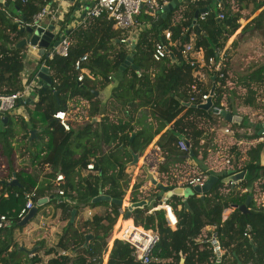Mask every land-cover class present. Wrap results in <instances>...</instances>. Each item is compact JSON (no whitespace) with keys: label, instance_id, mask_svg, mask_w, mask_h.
I'll list each match as a JSON object with an SVG mask.
<instances>
[{"label":"trees","instance_id":"trees-1","mask_svg":"<svg viewBox=\"0 0 264 264\" xmlns=\"http://www.w3.org/2000/svg\"><path fill=\"white\" fill-rule=\"evenodd\" d=\"M171 1L162 0L166 4ZM214 1L215 7L212 6ZM54 2L0 0V91L22 90L25 84L21 78L25 68V46L12 48L25 37L21 20L25 18L26 23H33L35 15ZM79 2H72L66 17L74 12ZM251 5L253 12H260L243 29L251 23L263 29L264 0H184L168 14L162 24L141 15V23L149 25L139 33L136 46L132 48L122 43L123 33L115 29L113 21L105 15L87 18L71 28L64 26V21L61 23L57 37L61 34L68 37V54H55L52 58L45 54L40 60V64L50 70L52 85L36 89L35 108L33 111L28 110V120L20 119L16 114L8 115L6 123L1 122L3 128L0 129V148L13 161L19 155L25 159L36 145L37 153L31 155L33 162L51 166L46 173V185L39 182L37 174L27 173L23 168L18 170L14 166L15 161L12 166L0 167V215L5 214L11 226L23 227L19 224L17 214L25 203L24 191H34L36 198L41 199L52 188L51 179L58 172L64 173L66 177V196L74 202L60 201L54 196L39 207L40 210L53 202L62 209L61 218L67 221L57 243L44 251L46 256H50L46 264H143L135 259L133 247L123 240H117L109 249L122 205L110 201L94 202L93 199L102 192L125 200L131 181L126 169L128 162L133 159L129 148L134 152H143L158 135L156 144L173 164L184 161L185 155L189 154L178 147L177 133L188 135L194 157L206 154L208 144H201L200 138L215 124L216 119L224 120V117L215 115L211 110L183 105L196 93L194 86L201 93L211 89L194 76V67L183 58L179 47L180 44L188 43L194 34L196 46L203 48L206 58L216 56L219 51L226 49L228 39L241 27V11ZM196 11H208V14L204 18L199 14L197 25H194ZM221 13L224 14L223 18H219ZM53 25H56L55 22ZM166 29L171 30L170 40L161 35ZM159 41L167 44L173 57L154 60L153 48ZM86 53L90 56L86 65L95 79L100 78L102 86L110 84L114 78L118 81L108 102L120 112L114 120L107 114L108 103H103L94 93L98 90L96 83L88 76L83 81L77 79L75 63ZM129 56L133 64L122 69ZM227 71L228 61L225 58L222 68L224 77L215 88L214 106L233 114L235 106L241 105L264 113V64L236 79L230 78ZM210 74L211 77L213 74L218 75L215 71ZM228 80L236 82L242 91L237 95V104L225 98ZM78 98L89 102V119L77 127L72 125L71 130L66 131L53 114L60 109L69 110L70 101L75 102ZM30 102L19 103L18 107L23 109ZM140 109L141 116L136 119ZM147 114L152 116L153 122L145 121ZM96 115L100 118L93 121ZM226 122L235 129L237 136L239 129L248 127L244 118L240 124ZM168 124L170 128L165 130ZM17 125L25 132L18 139ZM250 126L245 129V133L248 134ZM30 129H38V137L31 139ZM251 135V140L259 137L258 132ZM105 147L109 148L107 152ZM263 151L264 141H258L249 145L241 157L235 153L230 167L226 166L218 174L219 181L204 198L198 193L187 198V208L183 196L172 195L171 202L178 215V224L174 228L168 225L163 209H138L139 217L134 218L135 223L145 229H153L161 237L153 252L155 260L150 264H181L182 258L188 264L264 263V205H257L254 199L256 191L264 190V165L261 164ZM91 161L94 162L92 171L87 169ZM165 164L160 168H166ZM229 170L247 172L243 180L231 184L221 181ZM13 176L17 178L18 185H10L9 180ZM140 186L135 184L136 191L131 195V201L139 200L137 189ZM175 187L168 185V189ZM160 189L156 187L157 191ZM250 195L252 199L248 210H241L240 206L245 204ZM159 204L158 201L155 207ZM100 205L107 207L102 214L94 213L87 219H77L85 207ZM226 207H233V212L223 220L222 214ZM73 210H76L75 220L70 223ZM127 222L133 226L132 219ZM11 226L0 229V264L20 263L2 256L9 243L8 235L6 237V233L2 232H8ZM208 226L214 228L224 249L220 262H216L212 244L208 240L212 234ZM120 227L121 222H118L115 233ZM246 232L250 237L245 235ZM88 235L91 236L87 242ZM16 252L19 253V248L10 251L9 256L13 257ZM32 261L40 263L43 259L35 252Z\"/></svg>","mask_w":264,"mask_h":264},{"label":"built area","instance_id":"built-area-1","mask_svg":"<svg viewBox=\"0 0 264 264\" xmlns=\"http://www.w3.org/2000/svg\"><path fill=\"white\" fill-rule=\"evenodd\" d=\"M70 1V0H68ZM74 2L75 0H71ZM89 2L86 4V15L87 18L100 17L105 15L109 20L113 21L114 28L120 30L123 33V38L121 39L122 43H124L128 47H135L138 34L135 33V28L140 25V16L145 15L148 18L152 19L154 22H158L161 14L164 11L165 6L167 5L162 0H88ZM81 2V0H80ZM79 2V3H80ZM221 4H219L220 6ZM50 5H47L39 11L35 17L33 23H25L24 25H42L41 22L50 18L53 22H57L61 17L60 8H50ZM208 11H202L200 13L201 18L206 17ZM224 14H219V18H223ZM84 19V20H85ZM161 35H163L167 40L171 39V30H164ZM59 44L56 46H51L49 51L47 52V57L52 58L55 54L58 55H67L69 50L70 41L67 36L64 34L60 35ZM53 45V44H52ZM180 52L183 58L189 62L194 67V76L198 79L199 82L205 83V80L211 78L210 73L215 71L217 74H213L215 79L219 81L224 77V73L222 72V68L224 66L225 61V53L223 50L219 51L216 56L209 57L208 59L205 56L204 50L202 47L196 46V37L190 38V41L186 44H180ZM172 51L167 47V44L164 41H159L154 45L152 56L155 61H161L166 57L171 56ZM90 56L88 53L82 55L75 63V67L78 70L77 79L79 81H83L86 76L90 75V69L87 67V62ZM44 65V64H43ZM111 78V77H110ZM40 77L36 75L34 79L24 84L22 90H15L11 92H3L0 91V124L1 122L8 117V115L17 114L19 103H25L31 101L34 98L36 89L40 86ZM196 93L190 97L188 102L191 104H201L205 103L211 96L210 91L205 93H201L200 89H197L194 86ZM214 96V95H213ZM212 96V98H213ZM35 97L37 95L35 94ZM31 103V102H30ZM215 107V106H214ZM219 110L221 108L216 107ZM76 109V108H74ZM74 109L69 110H57L53 116L59 120L60 124L66 131H70L72 127V121L76 120L77 115L74 113ZM78 111V109L76 110ZM74 113V114H73ZM215 115H220L219 113H215ZM257 120L253 122L255 127H251L252 132H254L255 128L258 131L259 137L254 140H249L247 145L254 144L258 141H264V128L259 127L260 124H264V113H259L257 115ZM249 128L248 133H252ZM224 133L234 135L235 131L230 127L224 128ZM184 135V134H183ZM184 139L178 140V147L181 151L189 152L191 148L187 144L186 135H184ZM202 144V143H201ZM209 152L216 151L220 154L221 151L216 148H210ZM235 155V152H231L227 155H219L222 160V165H226L230 167L232 163V159ZM87 169L92 171L94 170V162L91 161L87 164ZM210 176V172L203 171L199 175H194L190 179H188V186L193 190V187L197 184L202 185L204 181ZM11 181V179L9 180ZM66 182V177L64 173L58 172L55 177L52 179V188L48 191L47 195L43 198H48L47 203L56 196L60 201L74 202L72 198L66 196V190L64 188V184ZM231 184H235L234 182H230ZM237 183V182H236ZM245 189L244 191H246ZM50 194L52 196H50ZM5 195H8L5 193ZM25 203L21 210L17 214V218L21 222L28 213L36 207L37 201L39 199L36 198V193L34 191H24ZM254 199L259 206L264 205V190L256 191L254 195ZM161 208L164 210L165 218L167 223L172 228L176 227L178 224V215L176 210L171 204L164 203L161 205ZM127 208L121 209L122 218L126 213ZM39 212V210H38ZM233 212V207H226L223 210V220L228 217ZM87 214L91 217L94 212L91 209H87ZM132 219L133 228L129 229V227L123 228L122 226L119 235L117 238L119 240H123L129 243L133 247V254L137 261L142 262L143 264H150L155 260L153 256V252L160 241V235L153 229H145L142 226H139L135 223L134 218ZM11 222L8 220L7 216L0 215V229H4L6 227L11 226ZM245 235L250 237V235L246 232ZM213 247V253L215 255L216 262H220L223 255L224 249L217 238V234L213 231L210 238L208 239ZM66 253V252H63ZM183 264H188L184 262ZM246 264H254L253 262H247ZM264 264V263H262Z\"/></svg>","mask_w":264,"mask_h":264},{"label":"rangeland","instance_id":"rangeland-1","mask_svg":"<svg viewBox=\"0 0 264 264\" xmlns=\"http://www.w3.org/2000/svg\"><path fill=\"white\" fill-rule=\"evenodd\" d=\"M212 6L215 7V1L212 3ZM69 11V10H68ZM234 11H237V8H234ZM260 12V10L253 12V5H251L248 8H245L241 11V15L242 18L240 19V24L241 27L235 32L234 35H232L227 43H226V59L228 61V65H232V70H234V74H232V76L228 75L230 78L232 79H236L237 77H241L244 74V72H248L250 69H252L255 66H259L261 64H264V28L263 29H258L255 27V25L253 23H251L246 29H243L247 23L252 20L258 13ZM76 19L74 21V25L78 24L79 22H81V18L79 15H75L73 18L71 16L66 17V15H64V17L62 18L60 24L64 21V26L70 25L72 23V20ZM148 23H141L140 21V25H138L135 28V33H137L139 35V33L142 32V30L146 27H148ZM193 38L196 37L194 34L191 35ZM211 75V74H210ZM235 75V76H234ZM241 75V76H239ZM115 76V75H113ZM117 77V76H116ZM114 78V77H113ZM116 79V78H115ZM229 79V78H228ZM114 81V80H112ZM212 80L208 79L207 81V88H212ZM94 83H96V87H98V90H102L104 86H102L99 83H97L96 81H94ZM93 83V84H94ZM241 93V89L240 87L235 86H227L226 88V93H225V98L230 101L233 102V104H237V95L238 93ZM227 96V97H226ZM225 99V101H226ZM108 103L107 105V114L111 119H116L117 116L120 115V112L118 111V109L112 107L111 105ZM35 108V104H29L28 106L23 107L22 111H18L16 116H18L20 119L24 118L26 120H28L29 118V114H28V110H34ZM77 109L74 110V113L77 115L76 117V121L82 118L86 117L88 113L85 114L84 110L81 109L80 111H76ZM235 112L236 115L244 118V120L246 121V123H249L252 119H254V117L252 116V114L254 113L253 109L247 108L245 106H238L235 108ZM73 113V114H74ZM89 117V116H88ZM100 118L99 115H96L94 118H92L93 121H97ZM78 119V120H77ZM36 121H38L36 119ZM252 121L249 123L250 125H252ZM39 123V122H38ZM3 128V125L0 124V129ZM18 131V136L17 139L19 138V136L21 137L22 135H24V131L21 129L20 125H17L15 127ZM32 130H37L34 137H38L37 133H38V129H30V134ZM28 132V130H27ZM22 134V135H21ZM215 136H217L218 134H213ZM241 138H243L245 141L247 140H251L252 139V135H249L247 133H245V135H240ZM219 139H222L223 141V145H224V149H221V155H227L231 152H235L237 155H239V157H241L244 154V150L248 147L246 144H244V147H241L240 149H231V139H225L224 137H217ZM32 141V140H31ZM214 141V140H213ZM40 142V141H39ZM211 142V140H210ZM215 144V143H214ZM218 147V144L213 145L214 150ZM108 147H105V152L108 151ZM38 147L35 145L30 149V155L28 153V155H26L24 162H23V157L22 156H17L15 161L14 166H16V168L19 169H25L27 171V173H35V174H39L38 172H42V164L41 163H34L33 162V157H31V155H35L37 153ZM212 156H216V155H212ZM22 157V158H21ZM199 157V156H198ZM198 157H192L191 161L197 162L200 166H206V164L203 161H207L209 162V156L208 154H203V156L201 158ZM217 158V156L215 157ZM202 161H200V160ZM223 160V158L218 157L217 161L218 163H220ZM13 159H11V157H8L3 149L0 148V167L3 168L4 166H12L13 165ZM132 160L128 162L127 164V169L130 166H133L132 164ZM35 165L40 166V169H37L35 167ZM210 167L213 168V170H211V172H215L216 175L221 174L222 171L220 167H217V164H210L208 165ZM33 167V169L31 168ZM135 167V166H133ZM138 168V167H137ZM36 169V170H35ZM221 171V172H220ZM132 173V172H131ZM197 173V172H195ZM213 173V174H215ZM132 177L135 176V171L132 173ZM191 175L193 176L194 173L191 172V168H189V166L183 167V172L179 173L178 176H176V178L174 177V179L178 180V182H180V184L185 185V183L188 184V179H190ZM199 175V174H196ZM45 177L47 175H44ZM137 181L139 182H143L144 181V175L140 172H137V176L135 177ZM132 180V178H130ZM12 181V180H11ZM10 181V182H11ZM136 181V182H137ZM185 188V187H184ZM129 193V192H128ZM126 205V204H124ZM43 215V218H42ZM62 209L57 208L56 204L51 202L48 205H46L45 207H43L42 209H40V211L31 219V221L20 228H16L14 227V234L13 237L10 236V244H12V249L15 250L16 248L18 249L20 246H25L28 249H34L36 248L35 252H38V254L40 256H42L43 261L40 263H34L32 261V256L33 254H27L24 251H20L19 253H15L14 255H12L13 257H11V255L9 256V251H8V246L7 245V249L5 248V250L3 251V255L4 257H10L11 259H16L18 260L20 263L19 264H46L48 259L50 258V256H46L44 254V251L46 249H48L49 247L54 246L61 233L63 232V229L65 227V223H67V221L63 220L62 217ZM60 216V218H59ZM45 217V219H44ZM120 218V217H119ZM118 218L117 223L114 226V231L112 234V237L110 239V245H109V249H111L112 245H113V241L114 239L117 238V234L115 233L116 229H117V224L118 222H122L123 224L122 226L126 223L123 222L122 220H120ZM49 220V221H48ZM129 220V219H128ZM41 221H45V224H42V228H38L39 230L34 231L32 230L31 232H28V226L32 227L35 224H40ZM128 224V222L126 223ZM120 230H118V234L120 233ZM31 231V230H29ZM42 231V232H39ZM36 233H41V234H35ZM12 250V251H13ZM108 259V254L105 257V261L106 262Z\"/></svg>","mask_w":264,"mask_h":264},{"label":"crops","instance_id":"crops-1","mask_svg":"<svg viewBox=\"0 0 264 264\" xmlns=\"http://www.w3.org/2000/svg\"><path fill=\"white\" fill-rule=\"evenodd\" d=\"M88 2H89L88 0H81V2H80L81 3V6H79V3H78L77 4V7L74 10V12L70 16L73 18L77 14V15L80 16L81 20L83 21L85 19V17H83V16H84V13L86 12V4ZM71 5H72V1L71 0L70 1H68V0H55V2L53 3V5H51L50 8H52V9H54V8H60V12H61L60 19L57 22H55L56 25H54L55 26L54 32L56 34L59 33V30H60V27H61L60 22H61L62 18L64 17V15H66L68 13V10H70ZM75 20L76 19H73L72 20V23L70 25L67 24L66 27L67 28H71V27L75 26L74 25V21ZM21 23H23V20H21ZM24 23H26V22H24ZM41 24L43 26H45V27H47L49 25H53V23L50 20V18L44 19L41 22ZM21 26H23V24ZM25 37H26V34H25ZM49 49L50 48H41L39 46H36V47H32L30 45L25 46V51H24V54H25V59H24L25 68H24V70L21 73V78H22L23 82L27 83L30 80L34 79V77L36 75H38L39 70H40V68L42 66V64H40V60H41V58L45 54H47V52L49 51ZM225 50H223L224 53H226ZM225 58H226V55H225ZM231 67H232L231 64L228 65V71L227 72H228V75H230V76H232V74H234V70H232ZM252 69H250L248 72L247 71L244 72V74H241V75H245V74L249 73ZM241 75H239V76H241ZM88 77H90L93 81H96L97 83L100 82V78H96L95 79L91 75V73H90V75ZM237 78H239V77H237ZM113 80L114 81H112L110 84L104 86L102 90H96V91L99 92V94L97 96L100 98L101 101H103V103H106L107 104L109 102V100L111 99L112 90L117 85V82H118L117 79H115V78ZM210 80H212V77L210 78ZM215 80L216 81H213L212 80L211 82H212V85L215 82L216 83V86H217V84H219V80L218 79H215ZM39 81H40V86H43L42 83H41V79ZM207 81L205 80V83H204L205 86L207 84ZM235 85H236V82H234V81L231 82V80H228L227 86L230 87V86H235ZM237 87H239V86H237ZM208 89H211V88H208ZM33 95H34V98L31 100V103H30L31 105L34 104V102L37 100V97H35V94H33ZM70 105H71V108L70 109L73 110L74 108H76V109H78V111H80L81 109H83L84 112H85V114H86V113H88V109H89V105L90 104H89V102L86 99L78 98L75 102L73 100H71L70 101ZM235 108H236V106H235ZM18 111L19 112L22 111V108H18ZM141 111H142V109H140L136 113V119H138L139 116H141V113H140ZM234 114H236V112H234ZM258 114H259L258 111H254V113L252 114V116L254 117L255 120L252 121V119H251L252 123L257 120V117H258L257 115ZM5 119H7V118H5ZM88 119H89L88 114L84 118H82V116H81V119L80 120L77 119L78 121H76V120L72 121V125H75L77 127L78 125H81V124L85 123L86 121H88ZM242 120H243V118H242ZM242 120L239 123L238 122H231V123H238V124H240L242 122ZM145 121H147V122H153L152 116L150 114H147ZM3 122H4V120H3ZM249 123L247 124L248 127L250 126ZM156 126H157V124H156ZM251 126L252 127H255L256 125L255 124H252ZM225 127H230V128H232L235 131V129L230 124H228L226 122L225 118H224V120L223 119H219V120L216 119L215 124H213V126L210 129L206 130L204 132V134L201 136V138H200L201 139L200 140L201 143L203 145L208 144V149H207L206 154H208V156L210 157L209 158V160H210L209 162L203 161L206 164L205 167L204 166H200L197 162L191 161V158L192 157H185L184 161H182V162H176V163L173 164L171 159H167V157H165V155L163 154V151H162L161 147L156 144V141H157V139L159 138L160 135L156 136V138H154L153 142L143 152H140V154H139L140 163H141V165H147L150 168V170L154 173V175L156 176V178L161 183H163V185L167 186V191H169V190H175V189H178V188H183V189L189 188L188 184L186 185V183H185V185H182V184H180V182H178V180L174 179V177L176 178V176H178L179 173H182L183 172V167L189 166V168H191V172H193L194 175L200 174L203 171L211 172V170H213V168L210 167V166H208L210 164H217V167L222 168L221 171H223L224 168L226 167V165H222V161L220 163H218V161H217L218 157H220L219 155H221L220 153H218L216 151H213V152H209L208 151L210 148H213V145H215V144H218V147L217 148L220 151H221V149H224V145H223L224 143H223L222 139H219L217 137H224L225 139H231L232 140L231 141V146H230L231 149H240L241 147H244L245 146L244 144L247 145V142L249 140L245 141L243 138L240 137V135L241 134L242 135H245V129L248 128V127H242L241 129H239L238 136H237L236 133L234 135L224 133V128ZM168 128H170V124L166 125L165 130L168 129ZM250 130H251V128H250ZM251 132H252V130H251ZM254 132L255 133L258 132L256 128H255ZM254 132L248 133V134L251 135V134H254ZM213 134H218V135L215 136ZM184 135H186L187 138L189 139V137H188L187 134H184ZM210 140H211V142H210ZM189 141H190V139H189ZM212 155H216L217 158H215L216 156L214 157ZM202 156H203V154H201L198 158H201ZM200 161H202V160H200ZM23 162H24V159H23ZM164 163H166L165 164L166 168L163 167L161 169L160 166L163 165ZM261 164L264 165V151H263V153L261 155ZM141 165H133L135 167L130 166L128 169H126L127 173L130 175V178H132V180L130 181L129 187L127 188V191H126L127 192L126 193V199L123 200V201L125 203L134 202V201H131L130 200V197H132L131 195L134 193V191H136L135 184H141V186L137 189V191H138L137 195L139 196V200L138 201H140V200H148V205L149 206L152 203H154V205H155L158 201L160 202L159 206H157V207L154 206V208L153 209H150V210L162 209L161 208V205H163L164 203H168V204H171L172 205V202H171L172 201L171 200V197L172 196L169 197L166 202H164L158 196L159 193H160V191H161V189L159 191H157L156 190V186H153V185L150 184V182H146L145 181L146 172L143 170V167ZM35 167L37 169H40L41 165L40 166L35 165ZM31 168L33 169V167H31ZM50 169H51V166L49 164H46V165H43L42 164V169H40V170H42V172L41 173L38 172L39 173L38 174V176H39V179L38 180H39L40 183L41 182H44L45 185L47 184V181H48L47 178L48 177L47 176L45 177L44 175H46V173ZM134 171H135V176L132 177V175H133L132 173ZM137 172H140V173H142L144 175V178H143L144 181L143 182H139V181L136 180L135 177L137 176ZM195 172H197V173H195ZM211 173H215V172H211ZM13 178H14V176H13ZM13 178H11V180ZM52 179H51V181H52ZM168 185H176V187L173 188V189H168ZM177 195H181V196H183L185 198L184 193L177 194ZM122 208H127V207L126 206H122ZM147 208L149 209V207H147ZM178 208H180V206H178ZM59 209H61V208H59ZM84 209L85 210H82L77 215V219H79L81 217H83L85 219L89 218V216L87 214V209H91L94 213L102 214L103 211L105 209H107V207L105 205H100V206H97L95 208H91V207H88L87 206ZM42 218H43V215H42ZM59 218H60V216H59ZM44 219H45V217H44ZM119 219L122 220L123 222H126V223H127V220H128L124 216H123V218H122V216H120ZM43 223L45 224V221H41L40 224H35L32 227H29L28 226V232H31L32 233V230H34V231L39 230L38 228H42V224ZM126 223L123 225L124 226L123 228L129 227ZM121 224H123V223L121 222ZM13 228H14L13 226H11L9 228V230H8L9 233L6 232V231L5 232H2L4 234L6 233V237L8 235L7 242H9L8 243L9 244V248H8V251L9 252L13 250L11 248L12 247V244H10V241L11 240L9 239L10 236L13 237L14 230H15ZM16 228H19V227H16ZM132 228L133 227H129V229H132ZM207 229H209L211 233H213V231H214V228L212 226H208ZM29 230H31V231H29ZM39 232H42V231H39ZM35 234H41V233H36L35 232Z\"/></svg>","mask_w":264,"mask_h":264},{"label":"water","instance_id":"water-1","mask_svg":"<svg viewBox=\"0 0 264 264\" xmlns=\"http://www.w3.org/2000/svg\"><path fill=\"white\" fill-rule=\"evenodd\" d=\"M16 1V0H14ZM184 0H173L171 2H169L165 8L163 13L161 14V17L158 21L159 24H162L164 22V20L167 18L168 14L180 3H182ZM79 6H81V3H79ZM87 8V7H86ZM201 11H196L195 14V18L193 21L194 25H197V19L199 17ZM86 12L84 13L85 17ZM23 22H26V19H23ZM21 29L25 32L26 37L23 38L21 41H19L16 45H14L12 48H22L24 46L30 45L32 47H36L39 46L41 48H50L51 46H56L59 44L60 41V36L57 37V34L54 32L55 30V26L54 25H49L47 27L43 26V25H24L21 26ZM53 44V45H52ZM171 56L173 57V53H171ZM133 64V59L132 57H128L125 62L122 65V69H124L126 66L132 65ZM135 66V65H134ZM38 76L41 79V83L43 85L44 88H48L52 85L53 83V78L50 75V70L47 66L42 65ZM212 80L215 81V76H212ZM215 88H216V83L214 82L212 85V88L210 90V98L205 102V103H201L198 105L195 104H191V103H183V105L186 106H196L200 109H205V110H211L214 113H219L220 115H222L226 121L228 122H240L242 120V117L238 116V115H234L233 113L227 111L226 109H221L219 110L218 108L214 107V102H213V98L212 96L215 93ZM95 95H98L99 92L98 91H94ZM32 100V99H31ZM34 102V101H33ZM7 119H4V122L6 123ZM259 127L264 128V124H260ZM37 130H32L31 131V139L34 137L35 133ZM178 138L180 139H184L185 136L183 134L177 133ZM187 144L190 146V141L187 140ZM129 151L132 154V165H141L140 160H139V152H134L131 148H129ZM194 154L190 148L189 150V154L185 155V157H193ZM143 167V170L146 172V177H145V181L146 182H150L151 185L156 186V187H160L161 191L159 193V198H161L164 202L167 201V199L169 197H171L173 194H181L184 193L185 195V199H184V205L187 208L188 205V200L187 198L195 193H198L202 198H204L205 194L208 193L212 187L219 181V176L216 174H210V176L204 181V183L202 185L197 184L193 187V190H191L190 188H178L175 190H169L167 191V186L163 185V183H161L156 176L154 175V173L150 170V168L147 165H141ZM246 170L244 171H240V172H233L232 170H229L226 173V176L221 180L225 183H229V182H239L241 180H243L246 176ZM18 180L17 178L14 176V178L12 179V181L10 182V185H18ZM252 199V196L250 195L248 197V199L246 200L245 204L240 206L241 210L247 211L248 210V205L250 203ZM49 199L48 198H41L37 201L36 207L34 209H32L28 215H26V217L19 223L21 226H25L27 225L31 219L38 213L39 207L45 205L47 203ZM94 202L97 201H110V202H114V203H118L122 206H126L127 210L126 213L124 215V217L126 219H130V218H138L139 214H138V209L144 208V207H149V209H153L154 208V203H152L150 206L148 205V200H140V201H136V202H131V203H125L123 200L121 199H116L111 197L110 195H106L104 193H100L97 197H95L93 199ZM126 204V205H124ZM75 215H76V210H73L72 212V216H71V221L70 223H73L75 220ZM91 235H88V240L89 241V237ZM119 240L118 238L114 239L113 241V245L112 247L115 245L116 241ZM20 251H24L27 254H33L36 251V248L34 249H28L25 246H20L19 248ZM185 262V259L182 258L181 263L183 264Z\"/></svg>","mask_w":264,"mask_h":264},{"label":"bare ground","instance_id":"bare-ground-1","mask_svg":"<svg viewBox=\"0 0 264 264\" xmlns=\"http://www.w3.org/2000/svg\"><path fill=\"white\" fill-rule=\"evenodd\" d=\"M122 225V224H121ZM129 227H133L132 225H130V224H127ZM119 229H121V227L119 228ZM117 235H119L118 233H116Z\"/></svg>","mask_w":264,"mask_h":264}]
</instances>
